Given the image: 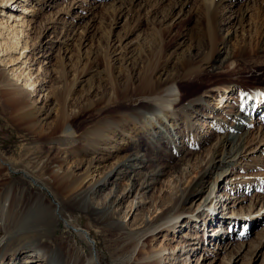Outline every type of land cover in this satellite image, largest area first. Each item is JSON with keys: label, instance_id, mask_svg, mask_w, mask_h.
<instances>
[{"label": "rangeland", "instance_id": "1", "mask_svg": "<svg viewBox=\"0 0 264 264\" xmlns=\"http://www.w3.org/2000/svg\"><path fill=\"white\" fill-rule=\"evenodd\" d=\"M19 1L20 4L13 7L25 21L23 29L29 32L27 53H30L32 62L27 65L32 64L31 69L35 71L33 79L37 76L38 80L35 93L28 92L29 105L26 108L31 105L38 107L47 95L48 98L39 117H31L25 116L20 106L10 104L0 91V154L7 162V165L0 163V239L15 230L21 231L18 223L14 222L15 214H23L39 206L47 207L49 203L51 207L48 208L53 209L57 203L61 205L65 219L61 220L53 238L70 264H96L90 257L93 247L101 264H159L156 256L151 257L159 253L163 254V264H264V105L249 114L250 117H245V120H250L249 134L238 155L234 159H224L229 167L227 174L236 172L232 176L233 182L229 183V179L224 178L225 187L218 188L215 170L206 178L208 181L195 201L191 202L189 198L185 203L193 212L177 219L173 216L176 210H170V194L175 190L171 178L184 167V162L174 157L172 152H155L153 157L154 149L149 145H145L143 152L154 159L140 167L139 182L152 176L156 170L168 172L160 175L143 193L140 190L137 193L136 189L120 203L112 221L106 220L105 215L99 218L95 211L84 210L83 203L77 199L75 205L69 203L73 202L74 192L83 186L93 187L98 180L99 184L105 182L106 185L103 190L95 189L92 195L91 202L97 208L104 202L101 193L113 191L118 196L127 186V177L114 172L115 163L130 151L128 141L133 140L135 132L129 138L125 135L126 127L138 128L143 122L134 125L121 118L118 124L108 125L104 133L118 139L122 136L128 138L127 143L118 146L119 150L108 148L109 144L104 148L102 140L105 137H100V130L95 129L109 116L127 112L137 102L140 94L134 89L145 75L155 70L159 71L156 78L159 74H178L172 85L175 91L183 93L179 107L206 89L223 85L226 80L238 81L247 93L259 85L257 82L264 86V81L252 78L250 70L255 69V63L248 58L250 48L243 46L244 43L257 44L251 36L261 21L257 23L252 15L260 11V2L247 0V11L241 13L238 0H222L217 16L220 28L223 26L220 35L230 38L225 48L227 55L222 57L228 61L220 67L205 65L202 71L189 76L180 71L182 63L178 57L182 49H188V45L192 46L190 53L194 60L202 59L205 54L208 39L206 16L211 10L205 6L204 0ZM230 9H235L239 17L227 24ZM228 27H232L233 33L227 32ZM240 46L248 53L234 56L233 51ZM258 52L259 57L264 58L261 50ZM16 55H22V49H18ZM1 69H4V63L0 61ZM28 71L30 68L27 66ZM12 87L0 85V90ZM65 101L67 111L74 115V127L78 132L68 140L59 128L51 136H39L41 133L47 135L56 126ZM189 112V121L195 124L194 134L198 141L205 136L209 126H204L203 119H199L194 110ZM179 118L184 125L187 120L185 113ZM92 124L95 125L94 131L91 133L90 128L87 135L80 137V132ZM114 140L111 138V142ZM95 156L102 161L96 170L91 166V157ZM60 162L62 168L59 172L57 166ZM65 172L74 180L73 188L62 178ZM214 183L217 184L214 192L225 206L217 205L216 209H210L214 199L207 201L206 206L203 200ZM136 193L137 200L144 201L137 211L132 205L127 206ZM157 205L165 207L160 223L168 219L174 220L170 224L183 221L176 223L175 227L167 224L154 229L152 225L143 224L137 229L133 218H148ZM204 207L206 212L196 216ZM126 209L129 213L127 218ZM208 210L224 222L214 226L207 223L209 219L204 216ZM189 215L195 216L197 223L189 221L186 217ZM122 221L123 226H120ZM212 226L216 230L223 226L219 232L223 234L221 239H216L215 231L208 229ZM84 231L89 233L93 243L83 237ZM194 236L197 239H192ZM191 241H200L202 248L195 253L183 254L182 249L187 246L195 247L189 244ZM25 248L19 247L14 254L13 248L1 246L0 264L45 262L40 255L31 263L25 262L24 258H28ZM174 254L181 256L182 260L176 259Z\"/></svg>", "mask_w": 264, "mask_h": 264}, {"label": "bare ground", "instance_id": "2", "mask_svg": "<svg viewBox=\"0 0 264 264\" xmlns=\"http://www.w3.org/2000/svg\"><path fill=\"white\" fill-rule=\"evenodd\" d=\"M238 1L241 13H245L247 11V0ZM258 1L260 2V11L255 16H253V14L252 18L257 19V23L261 21V25L259 27L256 25L255 33L251 36L252 40H257V44L244 43L245 45L243 46L244 48H250L248 58L255 63V69L250 70L252 78H254L255 81H264V58L259 57L258 52V50H261L262 55L264 56V0ZM19 2V0H0V61L4 63V69L0 70V85L6 87L9 85L13 86L12 88H3L0 91L9 103L11 102L16 106H20L24 109L25 116L30 115L32 117V115L38 116L41 114V110L47 102L48 95L42 105L38 107L31 105L29 108H26L27 104L29 105L28 92L33 91L35 93V90L38 89L37 87L35 88L38 80L36 79L37 76L33 79L35 71H32L33 69H31L32 64L27 65L32 62L30 53H27L30 47V36L28 34L29 32L26 33L23 29L25 21L22 20L23 18L20 17V14L15 13L13 7L15 4H20ZM204 3L206 4L205 6L211 10V13L209 12L206 16L208 39L206 43L207 46L205 45V54L202 59L194 60L192 53H190L192 46L188 45V49H182L180 57H178L182 63V70L180 71L189 76L200 70L202 71L205 65L209 67H220L228 61L226 58L222 57L223 54L227 55L225 48L226 45H228V40L230 38L229 36L220 35L223 26L220 28L221 24L218 22L217 16V9L219 5L222 4V0H204ZM230 12V16L226 19L228 20L227 24H230L235 17H239L235 14V9H230ZM231 28L232 27H228L227 32L230 31L233 33ZM21 42L23 43L21 44ZM18 49H22V55H16ZM236 49L238 50L236 51ZM236 49L233 51V55L235 54L234 56H237L238 54L243 56L248 53H245V49H242V46L237 47ZM5 66L8 67V70L5 69ZM27 66L30 68V71L28 72H26ZM158 69L160 70V68ZM158 72L159 71L156 72L155 70L154 73L145 75L143 79L140 80V84L134 89L140 94V96L138 97L137 102L133 103L127 112H118L117 114L109 116L105 119L104 124H99V127L95 129V131L100 130V137H105L102 140L104 148H107V145L109 144L108 148L112 147L111 149H113V147H116V150H119L117 149L118 146L127 143L128 138L122 136L118 139L115 138V136L104 133V131L108 130V125L110 123H112V125L118 124L121 118L131 121L130 124L134 125H137L140 121L143 122L138 128H135L132 125V127L130 125L128 126L130 128L126 127L125 135H128L129 138L132 136V133L135 132V134H133V140H131V142L128 141L130 151L115 163L114 172L116 175L121 174L129 180L124 191L118 196L113 191H104L100 194V197L104 202L97 208V206H94L91 202L92 195L95 192V189L99 188L100 190H103L104 185H106L105 182L99 184L98 182L100 181L98 180L96 184H93V187H90L91 185L87 187L81 185L83 187L81 189L79 188L80 190L78 192H74L73 198L71 199L73 202H69L70 204L75 205L76 203L74 201L77 199L83 203L84 210L87 208L92 212L95 211V214L98 215L99 218L105 215L106 220L112 221L115 218V211L120 203L125 199H128L136 189L137 193L138 190H140V193H143L145 190L150 189L153 181H157L160 175L162 176L168 172L167 170V172L164 171V169L161 171L156 170L152 176L144 178L139 182L140 176L138 173H140V170L142 169L140 167H145L154 159L149 157L146 152H143L145 145H149L154 149L153 157L156 156L155 152H161L163 154L172 152L175 155H173L174 157L182 160L185 164L184 167L176 174L172 175L171 178L174 184L173 186H175L174 192L171 194L169 193L171 195L170 210H176V214L173 215L175 216L174 218L178 219L184 214L193 212L191 208L185 206V203H187L189 198V201H195L196 197L203 191L206 180L208 181L206 178H208L215 170L217 173L215 182L218 183V186L214 183L215 186L213 185L211 187L210 193L205 197L203 203L206 206L207 201L214 199L215 203L210 209H216L215 207H218L217 205H219V207L225 206V204H222L221 199L217 198V192H214V190L216 186L218 188L225 187V183H223L224 178L229 179V183L233 182L234 178L232 176H234L236 172L232 174L231 171L227 174L229 167L225 164L224 159L226 157L234 159L238 155L243 141L248 137L250 120H245V117H250L248 116L249 114L252 115L264 105V86L262 87L260 83L257 82L259 85L257 84L258 86L253 87L251 92L247 93V89L238 81L231 82L226 80L223 85H218L216 88L206 89L202 94L192 97L187 103L179 107V101L182 99L183 93L182 91H175V88L172 85L176 81L178 74L169 75L164 73L165 76L159 74V77L156 78L155 75ZM200 74L196 76H199ZM132 79L133 77L130 80ZM122 93L121 94L124 95V92ZM113 94L115 97V91ZM258 95L260 97H256ZM170 104L172 106L171 108ZM64 106L61 114H58L59 117L56 126L49 131L47 135H42L41 133L39 136H51L53 135L52 132L58 128L64 132V136L67 140L75 136L78 131L75 130L74 127V115L67 111L68 105L66 101ZM189 110H194V113L199 116V119H203L204 126L205 124H208L209 126L204 133L205 136L201 137L198 141H196L197 136L194 134V131L196 130L195 124L189 121ZM183 113H185L187 119L184 125L180 122L179 118ZM94 127L95 125L92 124L90 127L85 128L82 133L80 132L79 136L82 137V135H87L90 128H92V133ZM111 138H114L115 140L111 142ZM99 159L101 158H98L97 156L91 157V166L94 170H96L102 162ZM196 160H199V163H195ZM0 163L7 165V162L1 154ZM61 168L62 164L60 162L57 166V170L60 172ZM67 174L68 173L65 172L62 178L67 181L69 187L73 188V183L75 182H73L74 180H72V177L67 176ZM228 175L231 176L228 177ZM137 193L133 199H131L130 204L127 205H132V208H134L135 211H137V209L144 203L143 199L137 200ZM214 193L216 194L213 198L212 195ZM48 206L51 207V204L49 203ZM48 206H39L37 208L28 209L26 212L23 211V214H15L17 217L14 222L18 223V227L21 231L19 232V230H15L13 234L10 233L8 236L1 238L0 247L2 246L4 249L11 247L13 248L12 250L14 254L19 251V247H26L25 251L27 252L28 258H24V260L25 262L27 261V263L35 261L34 258L40 255L45 261L43 264H70L68 258L61 250V247L53 238V233H55L58 226H60L61 220L65 219L63 216V209L61 205H57V203L53 209L48 208ZM158 206L159 205L155 206L153 211H150L148 218L144 217L141 220H138L134 217L133 225H135L137 229L141 228L143 224L144 226L152 225L151 227L156 229L160 225L162 226L172 223L174 220L171 221L169 219L160 223L161 219H163L161 215L164 212L165 207ZM204 209L205 207L195 215L198 217L203 215L206 212ZM127 210L128 209L125 211L126 218L129 214ZM186 217L191 222L197 223L198 221L195 216L193 217L192 215H189ZM204 217L208 218L209 221L206 222L213 226L215 223L217 225V223L221 224L224 222V220L218 216L215 218V215L211 210H208ZM181 221H183V219ZM181 221L178 220L167 226L175 227L176 223ZM123 223V221L120 222V226H123ZM213 226L208 229L215 231L214 235L216 239L219 237L221 239L223 234L219 232L221 230L220 228H223V226L218 230ZM23 227L25 229H23ZM82 235L83 237L88 238L87 235H89V233L84 231ZM208 235H211V233ZM192 239H197V236L192 237ZM199 243L200 241H191L189 244H193L195 247L187 246L182 249V253L185 254L191 251L195 253L197 249L200 247L202 248V246H199ZM154 256L157 257L159 264H163V254L159 253L158 255H152L151 257ZM174 256L176 259L182 260L181 256L176 254H174ZM90 257L93 262L95 260L93 252ZM179 261L180 260H178L177 263H179ZM11 264H15V262ZM74 264H76V262H74Z\"/></svg>", "mask_w": 264, "mask_h": 264}, {"label": "water", "instance_id": "3", "mask_svg": "<svg viewBox=\"0 0 264 264\" xmlns=\"http://www.w3.org/2000/svg\"><path fill=\"white\" fill-rule=\"evenodd\" d=\"M88 236V238L90 239V241H91V243H93L94 241L90 238V236L89 235H87ZM92 252H93V254H94V261H95V263L96 264H101V262H99V259H98V255H97V252H96V250H95V248L93 247V250H92Z\"/></svg>", "mask_w": 264, "mask_h": 264}]
</instances>
